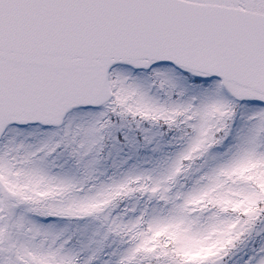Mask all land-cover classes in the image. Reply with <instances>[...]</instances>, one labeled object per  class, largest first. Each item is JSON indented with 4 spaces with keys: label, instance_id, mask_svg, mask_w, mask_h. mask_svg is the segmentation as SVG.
<instances>
[{
    "label": "snow or ice",
    "instance_id": "1",
    "mask_svg": "<svg viewBox=\"0 0 264 264\" xmlns=\"http://www.w3.org/2000/svg\"><path fill=\"white\" fill-rule=\"evenodd\" d=\"M0 264H264V0H0Z\"/></svg>",
    "mask_w": 264,
    "mask_h": 264
}]
</instances>
